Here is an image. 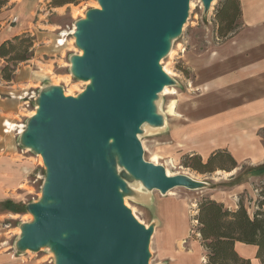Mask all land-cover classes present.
Returning a JSON list of instances; mask_svg holds the SVG:
<instances>
[{"label": "water", "instance_id": "95a60500", "mask_svg": "<svg viewBox=\"0 0 264 264\" xmlns=\"http://www.w3.org/2000/svg\"><path fill=\"white\" fill-rule=\"evenodd\" d=\"M213 1L202 0L206 9ZM98 2L101 8L75 24L83 54L71 66L91 85L78 96H66L59 85L42 92L22 132L20 144L41 154L47 175L42 200L29 204L33 220L21 225L15 248L49 246L56 264H150L154 229L125 205L127 182L118 167L162 193L204 187L147 161L138 136L144 124L164 122L155 100L173 80L160 61L182 33L190 0ZM110 146L118 160L109 157Z\"/></svg>", "mask_w": 264, "mask_h": 264}, {"label": "rangeland", "instance_id": "374dc122", "mask_svg": "<svg viewBox=\"0 0 264 264\" xmlns=\"http://www.w3.org/2000/svg\"><path fill=\"white\" fill-rule=\"evenodd\" d=\"M214 1L209 9H206L202 0H193L194 7L190 4L182 33L172 40L171 51L160 62L173 72V83L168 85L170 92L156 99L157 112L164 118V122L157 126L144 124L138 134L147 161L153 162V154L158 153L161 155L160 164L168 168L172 175H188L204 183V187H176L171 190V194L162 193L147 188L141 181L127 176L129 174L125 176L124 169L118 167L127 182L124 190L125 205L147 228L154 229L149 246L150 264H207L208 253L198 232L200 224L197 218L201 204L207 199H213L223 203L225 208L236 210L242 203L253 217L263 198L264 181H252L249 188L241 186L246 181L250 183L249 177L252 175H260L254 171L256 167L238 164L235 160L239 169H236L232 177L228 171H231L234 161L225 150V154L216 157L208 168L198 166L199 159L191 157L199 155L206 163L211 156L198 154V148L200 139H203L200 137L199 120L207 113L202 109L206 102V95L203 94L206 89L204 79L211 73L209 65L215 63L224 41L218 35L215 19L216 9L222 0ZM51 2L8 0L0 9V38L3 41L25 32L34 38V45L28 51L34 53L31 59L9 62L11 68L15 67L12 80L3 78L2 70L8 62L0 58V86L4 88L0 92V156L8 154L7 147L8 150L17 147L21 153L27 152L32 164L31 178L24 182L25 192L14 195V200H22L20 204L24 205V211L18 213L16 220H10L8 218L11 216L6 215V211L0 207V236L8 239L6 243L1 242V246L7 244V247L15 248L21 234V225L33 220L28 210L29 204L42 200L47 175L43 158L41 154L20 144L22 132L34 115L32 112L37 107L40 94L58 83L67 90L66 96H78L89 84L72 73L70 64L81 50L76 43L75 32L71 31L90 9L97 8L99 2L78 0V3L61 6H54ZM63 32L67 36H61ZM22 50H25V46L20 47ZM35 71L46 75L47 79L35 78ZM58 76H61L60 80H57ZM172 102L173 110L170 111ZM6 120L10 124L5 126ZM21 126H24L23 131H20ZM232 200H235L238 207L229 205ZM18 254L19 264H56V255L49 246L42 247L40 251L27 250Z\"/></svg>", "mask_w": 264, "mask_h": 264}, {"label": "crops", "instance_id": "0c3cea01", "mask_svg": "<svg viewBox=\"0 0 264 264\" xmlns=\"http://www.w3.org/2000/svg\"><path fill=\"white\" fill-rule=\"evenodd\" d=\"M240 5L239 26L223 37V48L218 50L215 63H210L211 73L204 79L206 102L202 109L207 113L199 120L203 139L199 141L198 154L209 157L225 150L238 164L261 167L264 166V0H240ZM1 32L0 28V36ZM0 39V43L4 42ZM35 78L44 80L47 76L35 71ZM2 91L4 88L0 86ZM8 123L6 120L4 125ZM16 149L7 147L8 154L0 156V207L11 216L10 220H16L18 213L3 204L12 200L20 205L22 200H14V195L25 192L24 182L31 178L32 167L27 152ZM236 169L239 167L228 171L232 177ZM249 179L250 183L246 181L241 186L249 188L252 181H264V173ZM229 205L238 207L235 200ZM7 240L0 236V244ZM6 245H0V264H19V252ZM236 250L250 260L249 264H262L256 245L237 242Z\"/></svg>", "mask_w": 264, "mask_h": 264}, {"label": "trees", "instance_id": "16d2710c", "mask_svg": "<svg viewBox=\"0 0 264 264\" xmlns=\"http://www.w3.org/2000/svg\"><path fill=\"white\" fill-rule=\"evenodd\" d=\"M7 2L8 0H0V9ZM67 3H78V0H52L51 2L54 6ZM240 16V0H222L215 12L218 35L226 37L235 31L239 26ZM15 41H18V43ZM33 45L34 38L27 32L0 43V58H5L8 62L2 70L5 80H12L15 72V67L11 68L9 62L18 63L31 59L34 53L28 51ZM23 46H25V50L20 51V47ZM14 52L16 54L13 55ZM225 152L219 150L213 153L206 163L201 160L202 158L199 155L191 157L199 159L198 166L208 168L216 157L224 155ZM229 157L234 161V165L230 169L233 170L237 165L235 159L232 156ZM212 170L208 169L207 171ZM254 171L263 174L264 166L256 167ZM262 197V200L258 203L259 209L253 217L242 203L239 204L236 210L225 208L223 203L213 199H207L201 204L197 218L200 224L198 232L201 234L203 246L208 253L207 264H249L250 260L241 257L236 250L237 242L256 245L258 247L257 257L264 264V192ZM3 205L5 208L17 213L24 211L23 204L18 205L12 200L4 202Z\"/></svg>", "mask_w": 264, "mask_h": 264}, {"label": "bare ground", "instance_id": "6f19581e", "mask_svg": "<svg viewBox=\"0 0 264 264\" xmlns=\"http://www.w3.org/2000/svg\"><path fill=\"white\" fill-rule=\"evenodd\" d=\"M213 3H215V1H213ZM212 3V4H213ZM190 4H191V6L192 7H194V2H193V0H190ZM96 7L97 8H101V6H100V4L99 3H97L96 4ZM77 23V22H76ZM75 23V24H76ZM184 27V26H183ZM76 25H74V28L72 29V31L71 32H75L76 31ZM61 36H63V37H65V36H67V34H66V32H63L62 34H61ZM73 40H74V36H73V38H72ZM81 50V49H80ZM171 51V50H170ZM169 51V52H170ZM79 55H82L83 54V50H81L80 51V53H78ZM171 54V53H170ZM162 60V59H161ZM161 62V61H160ZM161 64V63H160ZM72 64H70V66H71ZM162 65V64H161ZM162 67H163V69H164V71L169 75V76H171L172 75V73L173 72H171L170 71V69H168V67L167 66H163L162 65ZM44 69V68H43ZM42 69V70H43ZM46 69H47V67H46ZM49 69V68H48ZM51 69V68H50ZM49 69V70H50ZM44 71V70H43ZM51 71V70H50ZM52 74V73H51ZM59 77V76H58ZM61 77V76H60ZM60 77L57 79V80H60ZM64 78V77H63ZM67 78H69V77H67ZM56 80V81H57ZM83 81V80H82ZM85 81V80H84ZM88 82H89V84L88 85H91V83H92V81L91 80H87ZM68 82H69V80H68ZM54 85H56V86H58L59 84L57 83V84H54ZM170 90L171 89H169V87H168V85H166L164 88H163V90L158 94V96L159 95H161V94H166V93H168V92H170ZM69 91V90H68ZM64 92H65V94H66V92H67V90L65 91L64 90ZM82 93V92H81ZM157 102V100H155V104H157L156 103ZM172 106H171V109H170V111H172L173 110V105H174V102H172V104H171ZM34 115L35 114H37V107H36V109H35V111H33L32 112ZM147 124V123H146ZM145 126V125H144ZM23 128H24V126H21V128H20V131H23ZM140 136V135H139ZM143 145V144H142ZM30 149V148H29ZM40 156V155H39ZM109 157L111 158V157H115V159L116 160H118V157L116 156V154H115V151L112 149V147L110 146V148H109ZM40 158V160H41V162H42V158H41V156L39 157ZM152 161L154 162V163H156V164H160V159H161V155L160 154H158V153H154L153 154V157H152ZM164 166V165H163ZM124 171H125V175H127V174H129L125 169H124ZM166 171H167V173L168 174H170V175H172V172L168 169V168H166ZM121 172V171H120ZM121 173H119V175H120ZM123 178V177H122ZM168 193H172V191H169ZM125 200V199H124ZM127 200V199H126ZM127 202V201H126ZM15 216V215H14ZM27 217V216H26ZM33 217V216H32ZM20 230V229H19ZM22 230H20V232H21ZM40 251V250H39Z\"/></svg>", "mask_w": 264, "mask_h": 264}]
</instances>
